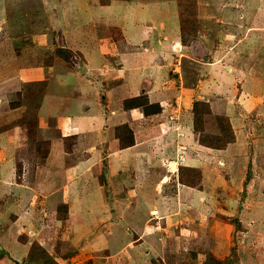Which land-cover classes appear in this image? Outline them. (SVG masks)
I'll return each mask as SVG.
<instances>
[{"label": "crops", "instance_id": "1", "mask_svg": "<svg viewBox=\"0 0 264 264\" xmlns=\"http://www.w3.org/2000/svg\"><path fill=\"white\" fill-rule=\"evenodd\" d=\"M223 2H226V5L218 18L219 12L218 14L211 13V15L208 13L209 16L206 19L199 14L198 19L201 25L204 20L208 23L215 19L223 22V27L227 30L225 37L236 36L237 39L234 46H230L232 43L229 39L227 44L230 46L229 53L236 45H239L247 47L248 51L252 50L253 53L258 52L261 59L264 56V0H239L238 2L224 0ZM69 3L70 1L62 4L55 1L52 7L61 9ZM100 3L101 6L95 10V13L100 14L102 10H112L111 1ZM144 4L137 5L146 8L147 5ZM202 4L204 3H200ZM77 6H80L79 9L82 12L79 19L74 18L75 20L72 21L70 18L67 19L65 14H62L61 19L54 16L52 22L48 24L50 28L41 29L35 34V38L40 39L41 37L47 38L48 34H51L50 31L54 34L57 32L60 39L65 40L63 48L79 53L82 59L78 60L80 64L75 68L77 75L65 74L64 69H60V66L65 64L63 62L67 63L62 57L60 59L53 57L54 61L50 62V59L45 66L39 65L36 68L22 65L24 72L21 76L24 75L26 78H22L19 84L35 80L42 81L45 79L44 74L51 71L58 73V80L49 85V93L43 98L39 110L40 128H43V133L47 136L45 138L47 153L44 156L40 155L44 162L42 161V167L36 171L34 180L29 181L28 179V183L26 177H23L22 181L16 182L15 161L20 148V143L16 139L18 129L14 128L12 133L2 134V138L0 136V142L2 140V145L0 143L2 146L0 148V165L2 166L0 264H17L16 262L36 264L29 260L31 240L34 241V238L30 236L28 230L31 228L36 233L44 222H41L42 218L34 222L31 219L33 215L24 216L17 205L18 199H11L16 195L23 196L26 193L32 197H44L48 208L55 207V204L62 199L63 203L68 205L67 220L70 215L72 216H70L71 221L59 219L60 226L63 225L67 230L83 229L86 228V222L80 220L81 211L78 215V212L72 211L74 203H69L68 198L82 207L85 204L83 205L81 197L84 196L98 201L96 206L106 205L108 203L106 197L111 189L116 198L130 197L131 201L135 202L133 194L143 193L138 182L144 181L149 184L150 181H155L151 179V171L157 168L156 164L166 165L178 158L181 149L186 153L183 165L200 168L204 172L206 168L203 167L208 165L204 159L208 161L218 157L227 164L235 159L244 158L247 153L249 158L253 159L254 156L261 157L260 152L263 150L262 156H264V139H261L260 135L252 137L264 130V106H260L264 103V82L255 77L254 72L253 75L249 74L253 68L258 67L259 62L245 65L248 63L246 60L240 64V60L234 62L227 59V54L216 62L206 57L204 63L208 65L222 63L216 67L225 68L229 77L241 78L238 85L242 89L236 93L235 99L231 97V85L225 86L224 82L221 83L222 87L214 83V86L210 88L216 90L221 87L222 92L214 95L209 89V85L214 81L213 76L211 79L210 77L202 78L201 75L186 79L181 72V63H183V58L198 61L184 54V49L193 47L196 42L202 43L204 53L211 51L218 55V46L211 49L207 45L204 40L206 32L203 26L189 45L183 44L180 16H178V10L173 12L171 3L168 6L167 4L166 6L159 5L158 14L141 20L142 27L135 35L127 33L126 24L138 18L131 16L126 20L127 22L121 20L122 36L118 43L113 39L115 37L113 33L102 30L103 24L109 22L108 25L113 24L112 18L91 14L93 3L89 0H77ZM118 23L114 22L117 25ZM53 36L51 35V38H54ZM11 61L17 67L22 62L21 60ZM10 66L11 64L6 65V67ZM81 69L83 72L80 73ZM212 69L214 70V67ZM86 72H89L92 77L88 74L84 76ZM209 73L212 74L211 71ZM53 87H58L56 89L58 92H50ZM200 89H202L201 93L205 94L196 96ZM1 91L2 60L0 61ZM142 91L148 94L151 103L161 105L160 113L148 116L145 115L142 107L124 108L126 99L138 96ZM196 100L208 101L211 104L217 103L225 110L217 114L230 118L236 134L235 142L230 143L224 149H212L199 143L194 132L192 111ZM235 101L242 104L238 107L233 103ZM253 109L256 114L251 113ZM175 118L182 123L181 132L171 127ZM6 123L8 121L4 120V124ZM125 123L129 124L134 131L136 141L134 145L121 149L116 129ZM52 132L58 133L60 140L51 136ZM37 154L38 152H30L31 156L27 157L22 154L19 161L23 165L30 164L32 158L38 157ZM44 175L47 176V180L43 181ZM55 180L60 182L55 184ZM8 191H11L9 196ZM198 191L197 188L195 194L202 195ZM129 202L113 203L114 206L108 207L106 211L112 212L115 209L112 207L116 205L121 206L123 210L124 205H128ZM242 212L245 215L249 214L246 217L240 214L239 221L243 227H246L245 223L249 224L248 218H252V211L249 213L243 209ZM53 213L54 208H51V214ZM113 220L114 222L105 226L122 228L118 219ZM64 234L67 235L66 232ZM78 237H74L71 240L73 243L68 242V245L80 246L83 238ZM39 243L45 249L47 248V244L41 239ZM63 243L67 244V242ZM47 249L60 264L77 260L80 256L77 251H74L77 252L75 254L68 255L72 251L70 248L56 249L57 252L54 249L56 255L50 252L49 248ZM73 250L76 248L74 247Z\"/></svg>", "mask_w": 264, "mask_h": 264}, {"label": "rangeland", "instance_id": "2", "mask_svg": "<svg viewBox=\"0 0 264 264\" xmlns=\"http://www.w3.org/2000/svg\"><path fill=\"white\" fill-rule=\"evenodd\" d=\"M55 1L61 4L69 1L70 3L61 9L55 7V10L52 7ZM110 1L113 4L111 11L102 10L100 14L95 13V10L101 6L100 2L104 4ZM184 1L187 18H192L191 16L197 12L198 16L200 14L203 19H206L211 13L218 14L219 12L218 18L226 5L225 3L229 2L224 3V0H197V5L192 6L191 0ZM230 1L238 2L239 0ZM89 2L93 3L91 11L93 13L91 14L112 18L113 24L111 26L108 25L110 22L103 24L102 30L113 33L115 36L113 39L117 43L121 41L122 36L121 20L127 22L126 20L131 16L138 18V20H131L126 24L127 33L135 35L142 27L141 20L159 13V5L166 6L167 4L168 6L171 3L173 12L178 10V16H180L179 0H89ZM139 3H145L146 8H141L137 5ZM200 3L204 4L200 5ZM207 3L209 4L207 5ZM79 7L77 0H0V61L2 60L0 136L2 138V134L12 133L14 128L18 129L16 139L20 143V148L15 161L16 182L18 183L22 181L23 177H26V181L28 179L29 181L34 180L36 171L42 167V161L44 162L40 155L44 156L47 153V140H45L47 136L43 133V128H40L39 110L43 98L49 93V85L58 80V73L51 71L45 72L46 74L43 76L45 79L42 81L35 80L36 82L19 84L22 78H26L24 75L21 76L24 72L22 65L33 68L39 65L45 66L55 56V49L61 47L65 40H61L57 32L54 34L53 31H50L51 34H48L47 38L37 39L35 34L41 29L50 28L48 24L52 22L54 16L61 19L62 14H65V17L72 21L74 18L79 19L80 14H82ZM216 20H211V23L204 20L201 30L204 27L205 42L211 49L218 46L219 54L216 55L211 51L204 53L202 43L196 42L193 47L184 49V54L198 61L183 58L181 72L186 79L197 75H201L202 78L210 77V79L213 76L214 81L213 84L209 85V89L214 86V83H218L222 87L221 83L224 82L225 86L231 85L230 90L233 93H231V97L235 99L236 93L242 89L238 85L241 78L229 77L225 68L216 67L222 63L213 65L204 63L206 57H210L209 59L216 62L224 54H227V59L234 62L240 60V64L246 60L248 63L245 65L259 62L258 67L253 68L249 74L253 75L254 72L255 77L264 82V67H262L264 66V56L260 59L258 52L253 53L252 50L248 51L247 47H240L239 45H236L229 53L230 46H234V42L237 41L236 36L225 37L227 30L224 29L223 22ZM119 21L120 23H118ZM51 35L54 38H51ZM117 38L118 40H116ZM229 39L232 44L227 46ZM189 44L190 42L186 45ZM55 57L60 59L59 56ZM81 59V55L75 53L68 58L67 63L59 61L65 63L63 64L65 66H60V69H64L65 74L76 76L77 70L75 68L80 64L78 60ZM11 60H21L22 62L17 67L11 63ZM7 64H11V66L6 67ZM79 71L80 73L83 72L82 69ZM14 73L16 74L14 75ZM87 74L92 77L89 72H86L84 76ZM221 87L216 88V90L210 89V91L214 95H218L222 92ZM57 88H51L50 92H58L56 91ZM201 92L202 89L196 93V96L205 94ZM142 93L144 92L142 91ZM233 103L238 107L242 104L237 101ZM13 104L16 105L13 106ZM211 106L213 112H216H214L215 115L219 111L221 113L225 111L217 103H213ZM260 106H264V103ZM257 109L260 108L257 107ZM251 113L256 114L254 109ZM4 120H7L8 123L4 124ZM177 122L181 123L180 121ZM205 125L206 133L221 134L215 116L207 117ZM181 130L182 128L178 131L181 132ZM258 135L264 139V130L252 137ZM51 136L60 140L58 133L52 132ZM0 143L2 145V140ZM1 145L0 148H2ZM262 151L260 152L261 157L254 156L253 159H250L247 153L244 158L235 159L227 164L218 157L208 161L204 159L205 163L208 164L207 167L206 165L203 167L206 168V171L204 172L199 168L195 177L200 185L194 188L180 182L179 168L185 165H179L178 171L175 173L170 172L171 161H179L180 154L186 157V153L181 149L178 158L171 160L166 165L156 164L155 167L157 168L151 171V179L155 181H150L149 184L144 181L138 182V186L142 188L141 191L146 194L141 192L140 194L138 192L133 194L132 197L136 199L135 202H132L130 197L116 198L111 189L106 197L108 198V203L105 201L106 205L96 206L98 201L84 196L81 197L83 205L85 204L82 207V205L79 206L80 204L68 198L69 203H74L72 211L78 212L77 215L81 211L80 220L86 222V228L83 229L67 230L63 225L60 226L59 219H63V221L68 219L66 216L68 205L63 203L62 199L59 200L58 204H55V207L50 208L45 205L44 197H32L24 193L25 196L16 195L11 199H18L17 205L24 216L33 215L31 219L34 222H37L39 218H42L41 222H44L36 233L31 228L28 230L30 236L34 238V241L31 240L30 250L34 243L40 244L39 240L41 239L53 254H55L56 249L65 250L67 248L72 249L71 253L77 251L80 254L77 260L66 261L63 264H210V254L223 260L224 264H264V156H262ZM30 152H38L39 158H32L30 164L23 165L19 161L21 155L31 156ZM18 164H22L21 174L18 170ZM0 170V212L2 213L1 165ZM250 174L251 177L249 178ZM44 176L43 181L47 180V176ZM57 176L61 181L60 175ZM26 181L25 183H27ZM59 182L54 181L55 184ZM197 188L200 191L199 194L202 195L195 194ZM205 191H207L206 194H203ZM7 193L9 196L11 191ZM96 198L99 200L98 197ZM115 200L117 201L114 202ZM118 202L129 203L124 205L123 210L121 206L116 205L112 207L115 208L112 212L106 211L108 207L114 206ZM51 208H54L53 214H51ZM243 209L249 213L252 211V218H248L249 224L246 222V227H243L239 221L241 215L243 217L249 215H245L242 212ZM105 212L108 213L105 214ZM70 216L67 221H71ZM115 218L120 221L119 224L122 228L105 226L114 222L113 219ZM0 228L2 230V219H0ZM74 237L83 238L80 246L68 245V242L73 243L71 240ZM63 242H67V244ZM74 247L76 250H73ZM226 259H230V262H226Z\"/></svg>", "mask_w": 264, "mask_h": 264}, {"label": "trees", "instance_id": "3", "mask_svg": "<svg viewBox=\"0 0 264 264\" xmlns=\"http://www.w3.org/2000/svg\"><path fill=\"white\" fill-rule=\"evenodd\" d=\"M180 2V21H181V32H182V42L183 44H188L191 42L199 33L201 29V24L198 19V13L192 15V18L186 17V10L184 9V0H179ZM192 6L197 5V0H191ZM70 54V55H69ZM75 54L66 48L57 47L55 49V56H59L68 61V58ZM78 54V53H77ZM54 56V57H55ZM54 61V58L50 62ZM16 104H13V106ZM142 107L145 115L158 114L162 111V107L159 103H151L148 94L145 92L128 98L124 101V108H138ZM194 114V132L197 135L198 141L201 145L215 148L224 149L230 143L236 141V134L234 127L230 118L222 114H214L210 102L204 100H196L193 105ZM215 116L218 128L221 134H209L206 133V119L209 116ZM116 136L119 140V146L121 149L130 147L135 144V134L131 129L130 125L125 123L119 125L116 129ZM20 166V167H19ZM22 164H18V170L21 174ZM180 182L189 187H199L200 183L196 180V175L199 172V168L190 166H180ZM251 174L249 175V178ZM69 253L68 255H72ZM210 264H224V261L215 257V255L210 254L209 256ZM29 260L33 263L39 264H60L54 255H51L43 246L38 243H34L30 250ZM226 262H230V259H226Z\"/></svg>", "mask_w": 264, "mask_h": 264}, {"label": "built area", "instance_id": "4", "mask_svg": "<svg viewBox=\"0 0 264 264\" xmlns=\"http://www.w3.org/2000/svg\"><path fill=\"white\" fill-rule=\"evenodd\" d=\"M176 120V122H172V124H171V127L172 128H174L175 130H180V128H182V125H181V123H178L177 121H179L178 120V118H175L173 121H175ZM183 153V152H182ZM185 159H186V157H185V155H181L180 154V158H179V161L177 160H174V161H171L170 162V164H171V167L173 166V164H175V172H177L178 171V167H179V165H181L182 163H184V161H185ZM171 169V168H170ZM175 172H173V173H175Z\"/></svg>", "mask_w": 264, "mask_h": 264}, {"label": "bare ground", "instance_id": "5", "mask_svg": "<svg viewBox=\"0 0 264 264\" xmlns=\"http://www.w3.org/2000/svg\"><path fill=\"white\" fill-rule=\"evenodd\" d=\"M175 169H176V168H175V164H173V166H172L171 169H170V172H172V173L175 172Z\"/></svg>", "mask_w": 264, "mask_h": 264}, {"label": "clouds", "instance_id": "6", "mask_svg": "<svg viewBox=\"0 0 264 264\" xmlns=\"http://www.w3.org/2000/svg\"><path fill=\"white\" fill-rule=\"evenodd\" d=\"M183 164V163H182Z\"/></svg>", "mask_w": 264, "mask_h": 264}]
</instances>
